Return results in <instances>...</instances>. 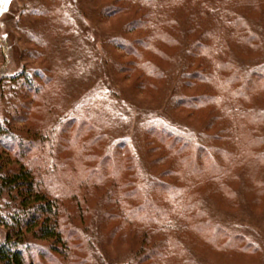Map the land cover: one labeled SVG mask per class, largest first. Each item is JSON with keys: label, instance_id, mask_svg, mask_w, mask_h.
<instances>
[{"label": "trees", "instance_id": "16d2710c", "mask_svg": "<svg viewBox=\"0 0 264 264\" xmlns=\"http://www.w3.org/2000/svg\"><path fill=\"white\" fill-rule=\"evenodd\" d=\"M44 1L37 0L40 7L35 12L46 13L48 17V29L43 31L48 41L47 45L41 42V46H46L48 50V63L52 65V68L49 65V73L20 71L7 75L4 69L0 72V264H69L68 253L74 250L68 244L73 239L83 245L89 254L86 240L72 228V215L62 210L63 197L70 196L75 202V212H83L82 204L76 197L78 194L70 187L71 184L53 175L57 165H63L54 148L55 144L60 146L61 137L75 126L78 127L77 135L83 128L84 133H90V138L83 145V148L89 147L105 140V131L111 124L98 107L91 106L88 115L75 108H56L53 104L49 107L53 97L64 93L71 77L59 58L56 45L63 35L68 34L72 22L66 21L59 7L52 5L46 8ZM185 1L110 0L102 3L99 10L101 18L128 10L133 15L128 24L129 32L134 33L133 38H117L110 43L129 58L125 62L117 59L114 64L117 74L133 78L138 88H144L151 81L154 84L162 78L161 67L155 64V59L165 56L161 44L174 40L173 36L169 37L167 25L173 27L179 36L182 35L183 18H174L173 9H179ZM258 2L262 3L263 9L257 6ZM202 13L199 16L195 13L187 20L184 18V23H189L191 27L187 39L192 42L188 43L184 38L186 44L174 46L176 49L185 46L187 66L181 72L180 82L187 87L203 89L184 99L179 97L175 102L185 108L204 109V117L208 118L205 132L209 134L202 138L210 147L199 143L200 138L173 132L164 126L155 127L159 130L157 133L152 132L153 129L146 130V133L157 141L155 147L166 150L157 153L146 145V153L151 157L157 155L154 160L158 164L163 158L169 160V168H164L163 173L171 176L172 183L153 179L149 186L153 196L146 197L139 183L140 175H137L132 156L125 151L123 141L104 145L103 157L96 158L93 154V166L88 168L87 176L81 181V184H86L95 180L103 186L93 206L95 208L102 203L101 225L106 226L115 219L120 221L118 226L113 227L107 241L121 229L119 227L131 226V233L128 234L135 238L131 264H199L194 243L190 244L185 235L189 231H194L195 237L196 233L205 232L211 245L220 237L223 251H215L221 255V261L233 260L230 253L238 254L240 258L242 255L259 256L260 250L250 238L214 224L207 216L205 205V202L215 203L222 212H235L240 196L248 200L246 173L240 174L239 184L234 191H230L228 199L222 197L217 202L212 201L209 193L201 192L192 197L191 191L202 184L199 178L207 168L211 171L213 182L220 186L221 178L228 174L229 165L244 159L249 147L254 151L252 159L264 158V136L251 139L246 146L239 142V133L248 117L256 121L264 120V107L245 109L239 106V101L252 91L250 80L263 76L264 68L243 74L229 56L230 51L240 55L245 49L253 50L259 46L257 35L251 33L244 17L253 20L261 18L264 22V0H222L218 10L209 11L207 16ZM193 33L197 35L193 37ZM233 39L237 43L235 48L230 45ZM53 43L57 44L52 47ZM6 44L3 51L5 57ZM208 84L212 87L207 88ZM37 99L49 111L48 119L39 128H35L27 118L31 105ZM215 137L221 138L219 145L211 143ZM168 138H172V145L167 143ZM176 145L181 148L178 154L173 151ZM186 150L193 153L189 163H183L181 159L188 154ZM208 156L212 158L211 163L203 162V158ZM109 159L120 164L111 173L105 172ZM96 163L100 166L94 167ZM122 171L129 174L128 185L117 180ZM260 195L254 192L249 196H253V206L258 210L264 206V200H259ZM155 198L160 200L156 203ZM36 242H44L48 246ZM207 257L203 259L210 261ZM211 257L214 258L213 255Z\"/></svg>", "mask_w": 264, "mask_h": 264}, {"label": "rangeland", "instance_id": "374dc122", "mask_svg": "<svg viewBox=\"0 0 264 264\" xmlns=\"http://www.w3.org/2000/svg\"><path fill=\"white\" fill-rule=\"evenodd\" d=\"M108 1L110 0L44 1V5L47 3L46 8L52 5L59 7L63 16L67 18L66 21L72 22L68 34L63 35L59 44H52V47L56 45L59 58L65 64V69L70 72L71 77L64 93L53 97L49 107L53 104V107L75 108L80 113L88 115L91 112L90 107L94 106L102 110L111 122L105 131V140L102 139L89 147L83 148V145L86 143L85 140L90 138V133H84L85 129L83 128L77 135L78 127L76 126L72 127L67 135L61 137L60 146L55 144L54 152H57V157L63 162V165H57L58 169L53 175L71 184L70 187L78 194L76 197L83 208L82 214L76 213L73 197L64 196L61 201L62 210L72 215V228L76 229L81 237H84L89 250L88 254L85 247L78 244L75 239L70 241L68 245L74 251L68 253L69 264H131L134 259L132 246L135 238L128 234L131 233V226L119 227L121 229L111 237L110 241H107L113 227L118 226L120 221L115 219L106 226L101 225L102 203L95 208L93 206L101 194L100 190L103 186L96 183L94 179L93 182L81 184V181H84L87 176L88 168L93 166V154L96 158L103 157L104 145L111 146V142L123 141L125 151L132 156L137 175H140L139 183L143 194L150 197L153 196L149 187L153 179L164 183H172L173 179L169 174L163 173L164 168H169L167 166L169 160L163 158L164 160L162 159L158 164L154 160L157 155L151 157L146 153V145L151 146L150 150L153 152H165L166 150L159 148L160 146L155 147L157 141L149 135L150 133H146V130L153 129L152 132L157 133L159 130L155 127L164 126L173 132L200 138L199 143L210 147L202 138L209 134L205 132L208 118L204 117V109L185 108L175 102L179 97L184 99L195 93H200L203 88L187 87L180 82L181 72L187 66V58L185 57V46L176 49L174 45L186 44L184 38L188 43L192 42L187 39L191 27L189 23H184V18L187 20L195 13L199 16L202 12V15L207 16L209 11L219 9L222 0H186L179 9H173V12L175 11L174 18L180 20L183 18L181 22V26L184 25L182 35L176 34L173 27L166 26L169 29V37L173 36L174 40L171 43H162L160 48L165 56L163 59L159 57L155 59V64L161 67L162 78L154 84H151L153 83L151 81L144 88H138L132 81L133 78L124 77L114 70L117 59L125 62L129 58L110 43L117 38H133L134 33H130L128 29L133 15L128 10L109 18H101L100 7L102 3ZM257 6L263 9L261 2H258ZM39 7L40 4L37 0H9L8 3H0V72L4 69L7 75L17 74L20 71L29 72V74L35 71L49 73L48 69L52 68V65L51 62L48 63V50L46 46H41V42L47 45L48 41L47 36L43 35V31L46 32L48 29L46 26L48 17L46 13L35 12ZM238 13L243 16V13ZM244 18L251 33H255L260 40H258L259 46L253 50L245 49L240 55H234L230 51L229 56L231 59L233 58L239 72L251 74L264 68V22L261 18L254 20L248 17ZM195 35L197 33H193V37ZM234 41L235 39L231 40L230 45L235 48L237 43ZM4 42L8 44V46L6 44V57L3 53ZM234 48L233 51H236ZM137 83L140 81L137 80ZM250 83L252 85L249 88L252 91L239 101V106L245 109L264 107V74L260 78L253 77ZM211 87L208 84L207 88ZM56 108L55 111H57ZM95 112L99 113V111ZM48 113L49 111L43 108L37 99L31 105L27 118L35 128H39V125L48 119ZM216 126L217 123L214 124V127ZM257 136H264V120L256 121L248 117L239 133V142L242 146H246L251 139ZM219 140H221L220 137H215L211 143L219 145L221 143ZM167 143L172 145V138H168ZM179 147L180 145H176L173 149L177 154L178 151L181 152ZM187 153H183L184 157L181 156L183 163H189V158L193 156L192 152L187 151ZM252 154L254 155V151L249 147L244 159L229 165L228 174L221 178L220 186L213 182V178L210 176L211 171L208 168L205 169L204 174L199 178L203 182L191 191L192 197L201 192L202 194L209 193L212 201L217 202L222 197L228 199L230 191H234L239 184L240 174L246 173V187L249 196L256 192L261 194L259 200L263 201L264 158L252 159ZM111 160H108L105 172L111 173L113 169L119 167L120 164L116 160ZM210 161L212 158L209 156L203 158V162L211 163ZM97 166L100 164H94V167ZM180 166L182 165L180 164ZM186 167L189 168L187 165ZM128 175L122 171L117 180L119 183L128 185ZM249 196L248 200L240 196L241 201L238 209L233 213L222 212L214 202V205L210 202H205V205L208 211L207 216L214 224H219L229 231L239 232L250 238L258 246L259 256L253 258L242 255L240 258L238 254L230 253L233 255V260L221 261L222 259H219L221 255L215 251H223L220 237L213 241L214 245H211L205 232H198L195 237V232L189 231L190 233L185 235H187L190 244L194 243L193 248L196 249V259L199 264H264V206L258 210L256 206H253V196ZM153 200L157 203L160 199ZM93 209L95 210L93 211ZM36 244L48 246L44 242H36ZM207 255L210 261L203 259Z\"/></svg>", "mask_w": 264, "mask_h": 264}, {"label": "snow or ice", "instance_id": "6c2138e0", "mask_svg": "<svg viewBox=\"0 0 264 264\" xmlns=\"http://www.w3.org/2000/svg\"><path fill=\"white\" fill-rule=\"evenodd\" d=\"M9 0H0V3H8Z\"/></svg>", "mask_w": 264, "mask_h": 264}]
</instances>
